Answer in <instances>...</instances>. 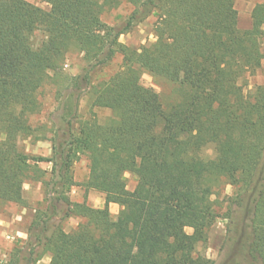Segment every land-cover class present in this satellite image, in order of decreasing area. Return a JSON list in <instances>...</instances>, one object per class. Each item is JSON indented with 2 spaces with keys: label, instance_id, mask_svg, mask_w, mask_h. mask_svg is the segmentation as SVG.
<instances>
[{
  "label": "trees",
  "instance_id": "16d2710c",
  "mask_svg": "<svg viewBox=\"0 0 264 264\" xmlns=\"http://www.w3.org/2000/svg\"><path fill=\"white\" fill-rule=\"evenodd\" d=\"M235 1L42 0L44 11L25 0H0V202L22 206L30 179L45 186L26 240L4 264H37L45 255L48 264H214L196 248L215 222L212 197L221 186L232 188L221 264H264V85L244 91L264 60V3L252 8L251 28L243 30ZM123 3L133 7L123 23L103 22ZM151 17L148 47L137 52L119 42ZM37 31L43 39L34 47ZM72 51L85 62L66 85L73 112L83 90H91L92 107L112 117L74 125L64 106V128L50 130V158H30L19 142L39 130L30 124L41 111L38 92L60 79ZM116 55L121 69L93 86L92 76ZM143 71L177 85L179 102L165 111L139 84ZM208 146L212 159L200 156ZM81 156L88 162L82 187L103 195V208L70 201ZM40 162L51 164L47 180ZM127 173L138 180L133 191ZM110 204L119 207L115 220ZM70 217L81 221L65 232Z\"/></svg>",
  "mask_w": 264,
  "mask_h": 264
},
{
  "label": "rangeland",
  "instance_id": "374dc122",
  "mask_svg": "<svg viewBox=\"0 0 264 264\" xmlns=\"http://www.w3.org/2000/svg\"><path fill=\"white\" fill-rule=\"evenodd\" d=\"M25 1L41 10H49V6L42 2V0ZM261 3H264V0H236L234 5L237 12H244V10L250 8L251 5L255 6L256 4ZM132 10L133 7L131 5L123 3L119 8L104 14L102 16V20L109 26H117L127 19ZM154 22L155 18H148L144 22L136 25L128 33L121 35L119 37V42L137 52L148 47L154 42ZM42 39L43 35L41 32L37 31L32 35L31 42L34 47H37ZM261 49L264 52V40L261 45ZM121 64L122 56L116 55L107 66L92 76L93 86L106 82L112 75L121 69ZM84 67L85 62L81 53L77 51L68 53L60 69V79L48 80L39 90L38 100L41 104V111L39 114L30 118L31 126L33 128H38L39 130L38 132L35 131L32 137L26 138L19 142L20 149L30 158H50V130L60 126L64 128L65 123H60L58 121L60 115L63 114L62 109L64 106H66V110L63 115L68 120H71L74 125H77L79 120L89 119H95L97 122L102 124L112 117L110 110L92 107L91 103L93 94L91 90L84 91L82 89L83 93L78 100L76 113L73 112L72 103L70 104L67 102L66 85L69 79L82 75ZM50 76H52V74ZM139 84L158 96L162 108L165 111L179 102L182 97V90L179 89L177 85L172 84L162 78L153 77L145 71L141 72L140 74ZM245 84V92L252 90L256 86L264 85V60L261 62L260 68L254 73V75L249 76L246 79ZM69 110H71L70 113ZM73 114H75L74 118H72ZM200 156L204 159L214 158L212 146L204 148L201 151ZM38 167L44 172L42 180H47L49 178L51 164L47 162H40L38 163ZM72 171L76 185L69 193L70 201L73 203H85L92 208H100L103 202V195L94 191H85L82 187V184L88 177V162L84 156H81L79 160L75 162ZM123 178L125 180L126 189L128 191H133L138 183L137 178L134 175L128 173L125 174ZM41 182L42 181L35 179H30L25 182L22 193L24 204L22 206L12 203L0 202V213H5L11 217L13 215H19L21 217L17 225L22 231L26 230L33 216L34 209L38 207V204L44 197L45 186ZM231 193L232 188L230 186H221L218 193L212 197L214 202V210L216 212V219L208 231L206 243L198 245L196 248V253L204 255L214 264H221L222 260L224 259V241L226 237V227L228 224V220L226 218V197L230 196ZM118 211L119 207L117 205H112L109 207V213L113 220L116 219ZM80 221L81 220L77 217H70L64 222V231L70 232L76 229ZM185 232L191 234L192 230L190 228H186ZM13 235L14 234L11 232L0 235V246H4V241L10 244L8 248L6 246V254L8 258L16 242L20 241ZM8 258L5 262L2 261L0 264L6 263ZM48 262L49 256L45 255L37 264H48Z\"/></svg>",
  "mask_w": 264,
  "mask_h": 264
},
{
  "label": "crops",
  "instance_id": "0c3cea01",
  "mask_svg": "<svg viewBox=\"0 0 264 264\" xmlns=\"http://www.w3.org/2000/svg\"><path fill=\"white\" fill-rule=\"evenodd\" d=\"M253 7L254 5H251L250 8H248L247 10L245 9L244 12H238L237 24L240 29L247 30L251 28L252 23H251L250 13ZM112 205L115 204H110L109 207H111ZM103 206H104V200L100 208H103ZM20 218L21 217L19 215H13L11 217L9 215H6L5 213H0V235H4L8 232H11L12 234H14L13 236H15L18 240L25 241L27 238L26 230L22 231L17 225ZM15 224L17 225V227ZM3 244L4 246H0V263H2V261L5 262L8 258L6 254L7 253L6 249L10 244L5 241L3 242Z\"/></svg>",
  "mask_w": 264,
  "mask_h": 264
}]
</instances>
